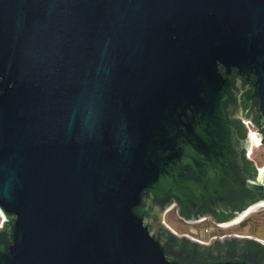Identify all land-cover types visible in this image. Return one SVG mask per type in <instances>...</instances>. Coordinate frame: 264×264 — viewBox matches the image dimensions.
Returning a JSON list of instances; mask_svg holds the SVG:
<instances>
[{"label":"water","instance_id":"95a60500","mask_svg":"<svg viewBox=\"0 0 264 264\" xmlns=\"http://www.w3.org/2000/svg\"><path fill=\"white\" fill-rule=\"evenodd\" d=\"M230 104L264 144V0H0V264H264L160 228L264 202Z\"/></svg>","mask_w":264,"mask_h":264},{"label":"rangeland","instance_id":"374dc122","mask_svg":"<svg viewBox=\"0 0 264 264\" xmlns=\"http://www.w3.org/2000/svg\"><path fill=\"white\" fill-rule=\"evenodd\" d=\"M253 158L258 164H264V151L261 147L254 148ZM162 224L166 228L171 227L180 237H183L186 231L196 232L197 237L206 242L205 245H211L210 241L215 238L232 235L240 237L246 235L264 243V210L251 212L239 223L217 227L211 218L203 222H189L180 216L178 206H174L163 211Z\"/></svg>","mask_w":264,"mask_h":264},{"label":"trees","instance_id":"16d2710c","mask_svg":"<svg viewBox=\"0 0 264 264\" xmlns=\"http://www.w3.org/2000/svg\"><path fill=\"white\" fill-rule=\"evenodd\" d=\"M239 106L241 107L242 105H239ZM236 107H238V106H236ZM244 111H245V115L246 116H251L255 120L257 125H259L258 121H257V116H253L251 111H246V110H244ZM232 120L233 121H238V122L241 123V125H242V134H243V136L248 137V133L245 130L243 122L240 119H234L233 118ZM245 158H246V161H247L250 169L253 170L254 172L258 173V170H257L256 166L254 165V163L247 158L246 152H245ZM245 207H246V204L244 203L242 205V208H245ZM180 214H181V216H183L186 219H188L186 216H184L182 214V212H180ZM215 219L217 221H219V222H226L225 219H227V218L219 217V218H215ZM160 228L164 232V235L167 238V240H169L177 250H181V249L185 248V249H188L190 251H198L199 253L203 254V253L210 252L212 250L224 249V248H227V247L238 248V249H243V250L249 248V249H251L253 251L258 252L259 256L261 258H264V244L259 242V241H256L255 239H252V238H247V239L245 238L243 240H241L239 238H233L228 243V246H225V247H223V245L220 243V241H216L214 243L216 248L214 247V249H213V248H210V247L202 246L198 242H193V241H191L190 239H188L186 237H179L175 233H173L172 231L168 230L163 225H161ZM0 234H2V235L6 234V224L0 230Z\"/></svg>","mask_w":264,"mask_h":264},{"label":"built area","instance_id":"2783aa9c","mask_svg":"<svg viewBox=\"0 0 264 264\" xmlns=\"http://www.w3.org/2000/svg\"><path fill=\"white\" fill-rule=\"evenodd\" d=\"M233 118H235V119H238V118H240L241 120H243L244 122H245V124H246V127H247V130H248V132H249V138H250V141H251V143H250V148H249V150H247L246 151V156H247V158L250 160V161H253L254 163H255V166H256V168L258 169V170H260V172H261V174H263V172H264V164L263 165H260V164H258V162L256 161V160H254V158H253V153H254V148L255 147H261L262 149H263V151H264V144L262 143V142H258L257 141V139L255 138V133L256 132H258V131H260V127L259 126H256V124H255V122L253 121V119L251 118V117H249V116H247V118H245L243 115H241L240 113H236V114H233ZM171 209V208H170ZM168 210V209H167ZM208 218H210V217H208V216H204V217H202L201 219H199V220H197V221H195V222H203V221H206ZM6 220V217L2 214V212L0 211V229H2V223L4 222ZM213 220V219H212ZM214 222V224L218 227H224V225L225 224H227V223H225V224H219V223H217L216 221H213ZM166 225V224H165ZM167 229H169L170 231H172L173 233H175L174 232V230L171 228V227H167ZM177 234V233H176ZM177 236H179L178 234H177ZM185 237H187V238H190V239H192V240H194V241H197V242H199L200 244H206V242L205 241H203V240H201V239H199L197 236H195V235H190V234H185L184 235ZM180 237V236H179Z\"/></svg>","mask_w":264,"mask_h":264},{"label":"flooded vegetation","instance_id":"af4514ba","mask_svg":"<svg viewBox=\"0 0 264 264\" xmlns=\"http://www.w3.org/2000/svg\"><path fill=\"white\" fill-rule=\"evenodd\" d=\"M222 66V65H221ZM242 79L241 78H239L238 80H237V82H239V81H241ZM237 86L239 87V91L236 93V95H238L239 96V94H240V92L241 91H245V90H249L250 89V85L249 84H247L246 83V85L244 86V88L243 87H241L240 86V83H237ZM238 107H236V105H233V104H230L229 105V112H230V118L231 119H233V114H234V112H236V111H238V110H240V106L239 105H237ZM242 109H243V111L245 110V107L243 106L242 107ZM251 113H252V115L253 116H257L258 115V111H257V109L256 108H253V109H251ZM175 206H177V205H175ZM204 216H208V217H210L211 219H215L214 217H212L211 215H204ZM185 218V217H184ZM216 220V219H215ZM233 239V238H232ZM232 239H228V240H225V241H220V240H217V241H220V243L223 245V247H225V246H228V243L232 240ZM216 242V241H215ZM214 242V243H215ZM214 243H213V245H214ZM210 246V248H213L214 249V247H215V245L214 246ZM216 248V247H215Z\"/></svg>","mask_w":264,"mask_h":264},{"label":"bare ground","instance_id":"6f19581e","mask_svg":"<svg viewBox=\"0 0 264 264\" xmlns=\"http://www.w3.org/2000/svg\"><path fill=\"white\" fill-rule=\"evenodd\" d=\"M261 204H264V202L261 203ZM261 204L255 206V207L252 208V209H250L247 213H245V214L241 215L239 218L235 219L234 222L225 224L224 227H226V226H230V225H233V224H235V223H239V222L242 221L247 215H249L251 212L256 211V209L259 208V207L261 206Z\"/></svg>","mask_w":264,"mask_h":264},{"label":"crops","instance_id":"0c3cea01","mask_svg":"<svg viewBox=\"0 0 264 264\" xmlns=\"http://www.w3.org/2000/svg\"><path fill=\"white\" fill-rule=\"evenodd\" d=\"M245 218H246V217H245ZM235 224H236V223H235ZM183 234H190V235H195V236H197L196 232H193V231H191V232H189V231L187 232V231H186V232L183 233ZM240 235H241V234H240ZM241 236H242V235H241ZM245 237H248V236L245 235Z\"/></svg>","mask_w":264,"mask_h":264}]
</instances>
